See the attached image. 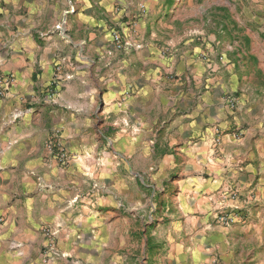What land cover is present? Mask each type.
Segmentation results:
<instances>
[{"label": "crops", "instance_id": "obj_1", "mask_svg": "<svg viewBox=\"0 0 264 264\" xmlns=\"http://www.w3.org/2000/svg\"><path fill=\"white\" fill-rule=\"evenodd\" d=\"M234 1L208 40L175 48L169 30L184 18L171 0H0V72L14 78L0 97V264H99L113 235L120 251L121 191L89 195L91 144L109 120L152 126L158 110L203 163L177 196L198 264H264V0ZM56 138L73 156L65 167L48 148ZM229 188L237 200L224 199ZM222 207L247 224H216ZM45 227L60 253L47 263Z\"/></svg>", "mask_w": 264, "mask_h": 264}, {"label": "rangeland", "instance_id": "obj_2", "mask_svg": "<svg viewBox=\"0 0 264 264\" xmlns=\"http://www.w3.org/2000/svg\"><path fill=\"white\" fill-rule=\"evenodd\" d=\"M215 1L171 0L168 10H176L184 18H177L174 27L169 30L170 39L176 42L175 48L188 43L195 45L205 42L215 27L220 28L221 23H225V15L221 10H233L232 0H217V8ZM241 1H234L238 3L235 10H242ZM199 6L208 12L195 13ZM211 10H220L217 24L213 23L215 19L210 22V18L215 16L211 15ZM180 74L174 70L171 73L172 79H177ZM182 110L171 112L168 117H179ZM142 113L145 115L146 112ZM155 114L160 116L158 122L146 126V121H140L137 128L131 126L129 120L123 119L117 125L109 120V123L100 127L104 137L97 133L99 141L91 144L93 152L99 154L97 158L89 160L92 164L88 166L89 173L85 175L90 188L89 195L98 200L104 195L121 191L117 210L124 218L122 249L119 251L115 247V242L118 246L119 236L113 235L99 254V264H198L194 254L198 240H195V234L191 235L193 228L180 209L177 196L178 192L186 188V182L202 178L200 165L203 163L192 155L191 148L196 143L194 139L184 138L182 128L166 122L168 118L165 113L158 110ZM57 133L61 135L59 129ZM61 143L68 159L61 162L56 159L55 153L52 158L61 167H65L73 156L64 142ZM105 153H111V159L114 160L112 167L116 166V169H108L112 163L105 158ZM230 194L229 188L224 199L239 198V193L234 198ZM227 208L230 207L217 209L212 215L216 224H247L248 216L245 214L243 217L242 209L227 211ZM222 216H232L233 220L225 222L220 219Z\"/></svg>", "mask_w": 264, "mask_h": 264}, {"label": "built area", "instance_id": "obj_3", "mask_svg": "<svg viewBox=\"0 0 264 264\" xmlns=\"http://www.w3.org/2000/svg\"><path fill=\"white\" fill-rule=\"evenodd\" d=\"M61 26H58V28H60ZM112 40L114 43V48L117 50H121L124 48L126 42L123 39V36L121 34V32L114 30L112 32ZM14 78L13 75H6V74H2L0 72V97H3L6 93V91L9 89V86L11 85V83L13 82ZM51 97H54V91L50 93ZM48 148L50 150V152L53 154H56V159L61 161V162H65L66 159H68V156L66 154V150L65 148L62 146V143L60 140H58V138L54 139V140H50V142L48 143ZM56 160V161H57ZM231 191V196L234 198L238 192L235 188H230ZM221 220L223 221H229V220H233L232 216H222L220 217ZM4 223V218L2 216H0V229L2 227ZM44 232L50 237L48 243L44 246V249L41 251V260L44 263L47 262H51L57 258H59L60 253L59 250L56 246L55 243V234L56 232L54 230H52L50 227H45Z\"/></svg>", "mask_w": 264, "mask_h": 264}]
</instances>
